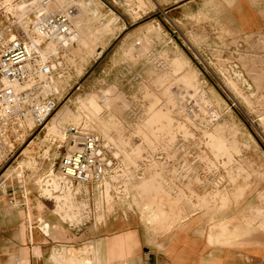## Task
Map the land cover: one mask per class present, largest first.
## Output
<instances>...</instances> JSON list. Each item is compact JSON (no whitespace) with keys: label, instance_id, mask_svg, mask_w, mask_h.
<instances>
[{"label":"rangeland","instance_id":"obj_1","mask_svg":"<svg viewBox=\"0 0 264 264\" xmlns=\"http://www.w3.org/2000/svg\"><path fill=\"white\" fill-rule=\"evenodd\" d=\"M176 6L177 0H0L5 34L30 28L36 12L67 7L75 8L79 29L75 45L61 53L55 111L3 159L0 184L39 195L70 228L122 211L154 231L165 211L185 208L175 221L195 212L213 224L230 218L231 232L210 243L231 245L245 236L246 243L264 244V32L201 41L205 49L197 52L177 41ZM77 122L117 155L101 194L75 187L53 193L58 159L72 151L65 129ZM69 192L79 205L74 220L60 202ZM244 264H264V256Z\"/></svg>","mask_w":264,"mask_h":264},{"label":"crops","instance_id":"obj_2","mask_svg":"<svg viewBox=\"0 0 264 264\" xmlns=\"http://www.w3.org/2000/svg\"><path fill=\"white\" fill-rule=\"evenodd\" d=\"M175 8L177 41L197 52L205 49L201 41L264 32V0H177ZM9 188L0 184V264H244L264 256V244L246 243L245 236L231 245L209 242L231 232L228 216L213 224L195 212L175 221L188 210L165 211L162 227L151 231L134 212L121 211L101 224L70 228L35 193L12 207Z\"/></svg>","mask_w":264,"mask_h":264},{"label":"built area","instance_id":"obj_3","mask_svg":"<svg viewBox=\"0 0 264 264\" xmlns=\"http://www.w3.org/2000/svg\"><path fill=\"white\" fill-rule=\"evenodd\" d=\"M75 12L74 7L50 14L36 12L30 28L11 35L0 31V163L56 109L58 91L53 83L64 67L61 53L76 39ZM48 45H53L52 51L46 49ZM65 133L76 149L59 157L58 190L53 193L75 187L101 194L116 164L112 148L79 126L67 127ZM172 147L177 150V144ZM8 193L12 207L22 206L28 195L19 186Z\"/></svg>","mask_w":264,"mask_h":264},{"label":"bare ground","instance_id":"obj_4","mask_svg":"<svg viewBox=\"0 0 264 264\" xmlns=\"http://www.w3.org/2000/svg\"><path fill=\"white\" fill-rule=\"evenodd\" d=\"M72 25H73V28H74V31H75V34H76V41L78 40V38H79V29H78V27L77 26H75L73 23H72ZM75 45V44H74ZM53 45H48L47 46V50H50V51H52L53 50V47H52ZM68 49V48H67ZM62 72V71H61ZM61 76V75H60ZM58 79V78H57ZM58 81V80H57ZM59 83V82H58ZM187 84V83H186ZM53 88H55L56 89V86H55V84L53 83ZM57 90V89H56ZM84 123V125H83V127H85L86 126V128H87V123H85V122H83ZM81 123L80 122H77V123H75V124H73L74 126H79ZM84 129V128H83ZM95 133H97V134H100V136H102L103 137V133L102 132H95ZM103 139H104V137H103ZM64 140H65V138H64ZM71 141V140H70ZM66 143V142H65ZM107 144H108V142H107ZM109 145V144H108ZM110 147V146H109ZM112 148V147H111ZM76 149V145L75 144H73V145H69L68 144V150H75ZM113 156V155H112ZM114 157H117V155H114ZM58 175V174H57ZM113 178V177H112ZM55 179V178H54ZM56 184V183H55ZM52 185V184H51ZM107 187H108V184H107ZM107 189H109V188H107ZM60 194V193H59ZM107 194V193H106ZM63 195V194H62ZM70 195V192L69 193H67V195L65 196V197H62V198H60V202L62 203V205H64V207H66V209H69V210H71V212L69 211V219H72L73 218V220H74V218H76V217H78V216H76L77 215V212H78V209H79V205L78 204H75L72 200H71V196H69ZM108 197V196H107ZM111 199V198H110ZM111 202V201H110ZM106 205H107V201H106ZM102 211H100V213H101ZM105 212V211H104ZM101 218V217H100ZM64 221V220H63ZM71 221V220H70ZM65 256V255H64Z\"/></svg>","mask_w":264,"mask_h":264}]
</instances>
